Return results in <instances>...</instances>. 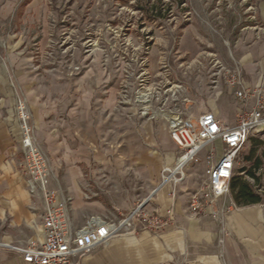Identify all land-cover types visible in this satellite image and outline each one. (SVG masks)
Instances as JSON below:
<instances>
[{
  "label": "rangeland",
  "instance_id": "rangeland-1",
  "mask_svg": "<svg viewBox=\"0 0 264 264\" xmlns=\"http://www.w3.org/2000/svg\"><path fill=\"white\" fill-rule=\"evenodd\" d=\"M250 46H264V0H0V63L6 50L17 52L44 93L63 98L66 108L74 102L77 110H95L96 156L124 159L110 170L97 163L96 176L86 167L85 200L101 196L95 180L134 192L170 173L169 152L177 162L181 150L169 137L167 115L216 112L217 69L231 68L232 56ZM236 101L229 95L230 105ZM251 151L264 161L262 127L240 148L232 177L255 183L264 203V163L257 183L245 171ZM186 164L200 184L205 164L186 161L183 175Z\"/></svg>",
  "mask_w": 264,
  "mask_h": 264
},
{
  "label": "crops",
  "instance_id": "crops-1",
  "mask_svg": "<svg viewBox=\"0 0 264 264\" xmlns=\"http://www.w3.org/2000/svg\"><path fill=\"white\" fill-rule=\"evenodd\" d=\"M232 57L231 68L220 66L216 74L223 79L217 78L211 86L218 89L215 99L219 102L216 112H212L221 124L228 126L233 124L239 105L237 101L232 105L228 103L229 95L233 93L236 97V87L229 84L230 76H239L241 85L247 89L264 91V46H250ZM57 96L44 93L41 79L34 75L31 64L17 60V52L6 50V59L0 63L1 242L29 245L44 238L42 202L29 194L20 172L22 153L14 105L18 97H24L36 141L52 171L50 187L66 200L73 231L80 228L89 215L106 217L108 212H128L139 205L164 222L159 231L141 229L114 234L79 258L78 264H264V203L236 205L229 192L214 204L200 198V209L192 206L193 196L202 189L207 178L209 164H205V153L210 147L218 148L219 153L214 158L221 156L223 144L219 139L200 151L198 157L206 166L200 184L192 167L186 164L181 180H174L177 172L173 176L162 173L147 180L150 184L142 181V190L134 192L124 183L106 188L107 179L95 180L101 196L85 200L83 171L89 167L92 176H96L97 163L110 170L107 166L115 160L96 156L99 125L96 111L77 110L74 102L66 108L63 98ZM254 99L255 95L248 105H252ZM175 155L176 152H169L166 169L176 165ZM105 176L111 177L107 173ZM94 192L99 194L97 190ZM223 206L226 210L221 211ZM0 264L26 263L13 250L0 247Z\"/></svg>",
  "mask_w": 264,
  "mask_h": 264
},
{
  "label": "built area",
  "instance_id": "built-area-1",
  "mask_svg": "<svg viewBox=\"0 0 264 264\" xmlns=\"http://www.w3.org/2000/svg\"><path fill=\"white\" fill-rule=\"evenodd\" d=\"M229 84L236 87L235 96L240 102L231 126L221 124L212 111L167 115L169 137L181 150L178 158L184 157V163L197 160L200 151L217 139L223 144V151L218 159L214 158L215 149L212 147L205 153L209 168L202 189L193 196L194 209H200V198L214 204L229 193V182L240 148L257 127L264 129V91L260 88L243 87L237 75L229 80ZM254 95L253 104L248 105ZM14 109L22 153L20 172L29 194L42 202L44 238L37 244L29 245H12L0 241V247L13 250L26 264H78L79 258L114 234L130 230L162 229L164 222L139 205L127 213H120V217L115 220L90 215L80 228L73 231L66 200L50 187L49 165L37 144L26 100L18 97ZM168 171L172 175L175 173ZM181 178L182 175L174 177V180ZM220 209L223 211L226 207Z\"/></svg>",
  "mask_w": 264,
  "mask_h": 264
},
{
  "label": "trees",
  "instance_id": "trees-1",
  "mask_svg": "<svg viewBox=\"0 0 264 264\" xmlns=\"http://www.w3.org/2000/svg\"><path fill=\"white\" fill-rule=\"evenodd\" d=\"M249 165L247 166L246 174L254 179V182H259L260 178L257 176V169L261 168L264 161L261 156H254L253 151H251L245 158ZM255 183L243 180L238 181L235 178H231L229 182V192L236 205H247L252 203H258L261 201V196L256 192Z\"/></svg>",
  "mask_w": 264,
  "mask_h": 264
},
{
  "label": "bare ground",
  "instance_id": "bare-ground-1",
  "mask_svg": "<svg viewBox=\"0 0 264 264\" xmlns=\"http://www.w3.org/2000/svg\"><path fill=\"white\" fill-rule=\"evenodd\" d=\"M183 165H184V157H180V158L177 159L176 165L173 166L172 168L168 169V170H170L173 173L176 172V171L181 172Z\"/></svg>",
  "mask_w": 264,
  "mask_h": 264
}]
</instances>
